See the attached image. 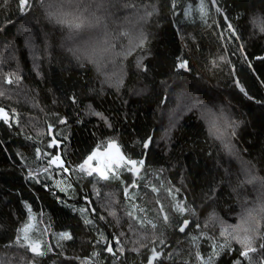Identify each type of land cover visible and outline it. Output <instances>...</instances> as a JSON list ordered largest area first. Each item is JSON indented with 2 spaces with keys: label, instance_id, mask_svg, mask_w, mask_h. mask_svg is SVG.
Returning <instances> with one entry per match:
<instances>
[{
  "label": "trees",
  "instance_id": "16d2710c",
  "mask_svg": "<svg viewBox=\"0 0 264 264\" xmlns=\"http://www.w3.org/2000/svg\"><path fill=\"white\" fill-rule=\"evenodd\" d=\"M103 3L93 16L79 0H0V264L264 262V0ZM96 17L111 46L80 63L68 50ZM109 143L145 154L140 172L81 171ZM59 151L68 172L48 165Z\"/></svg>",
  "mask_w": 264,
  "mask_h": 264
},
{
  "label": "snow or ice",
  "instance_id": "6c2138e0",
  "mask_svg": "<svg viewBox=\"0 0 264 264\" xmlns=\"http://www.w3.org/2000/svg\"><path fill=\"white\" fill-rule=\"evenodd\" d=\"M212 2H213V4H215L216 0H212ZM27 6H28V0H20L21 10H24V8L27 7ZM99 6L100 7H104V3H101ZM127 6L128 5H125V7H127ZM203 8H204V5L202 3L201 4V11H203ZM217 11H220V9L217 8ZM148 15H151V13H148ZM95 19L97 21L99 20L98 17H96ZM60 22H63V21H60ZM81 26H82L81 23H76L74 25V27L77 28V29L81 28ZM228 28H229L231 34L233 36H235L236 32L233 30V26L231 24H229ZM74 55H76L77 57H80L81 55H84V54L81 53L79 50H74ZM92 57H93L92 55H87V59H91ZM221 59H223V57H221ZM178 67L180 69H185V70L190 68V66L187 64V62H181L178 65ZM241 91H244V89L241 88ZM249 98L251 99V97H249ZM97 115H100V114L97 113ZM0 118H3L5 121H7V119H8V113L5 112L3 109H0ZM50 131H51V129H49V132ZM53 145L59 146V142L57 140H52L49 143L48 146L52 147ZM108 147H109V149H116V151L119 153V149L116 147L115 143H109ZM144 147L147 148L148 144L144 143ZM37 150L39 151V149H37ZM43 155L47 156L48 154L47 153H43ZM95 155H96V153L93 152L92 155H89L83 161V163L79 165V167H80L81 171L86 173V175L93 177V180H95L96 183H99L100 180L108 181L109 179H120L121 171H127L129 173H132L133 176H135L136 174H138L140 172V168L138 167V165H143L144 164V161L142 159L141 160H137V159L132 158L131 156H127L126 157L125 155H120L118 158H119L121 164L117 165V169L118 170H116V171H112L111 169H109V171H112V175L110 177L107 174V172L101 170L100 168H91L90 162L93 160ZM48 165L49 166L56 165L57 168H59L63 172H68L69 171V168L64 166V163L61 160V157L59 155L48 156ZM85 165H88V168L90 170L86 169ZM121 165H122V167H121ZM93 173H97V176H93ZM29 179H36V177H34L30 173L29 174ZM89 182L92 183V181H89ZM135 185H136V181L133 180L132 183L128 184L124 188L125 196L129 195L128 189L130 187H135ZM80 211L83 212V209H81ZM181 211H183V209H181ZM261 211H264V209H261ZM128 215L131 217L132 213L129 212ZM257 215H258L257 212H255L254 210H251V211L248 212L247 217L245 218V222H249V221L252 222V224H253V229L252 230H254V231H259L258 221L256 220ZM101 219H103V217H101ZM165 219H167V217ZM89 223H92V221H89ZM188 224H189V222L187 220H184V225L187 226ZM153 227H155V225H153ZM179 230L181 232H184L185 231V227H180ZM261 236H262V238H264V233H261ZM24 239L27 240V237L25 236ZM61 239L62 240H71L72 236L69 235L67 232H65V233H63L61 235ZM101 241L108 242V238L104 237L103 233H101ZM99 242L100 241H98V243ZM13 243L16 244V245H19L21 247H26V251H30L34 256H37V257L44 256V255L47 254L48 251H51V249H46V250L42 249L40 247V245L37 244V243H32V244H27V245L21 244L19 239L13 241ZM240 243L245 245V250L240 253V255L242 257H249L250 253L256 252V248L251 246V242H250V240L247 237H245L244 240H241ZM224 246L225 247H230V245H228L227 243ZM260 247L262 249H264V243H261ZM106 250L108 252H112L113 251L111 246H108L106 248ZM156 256H158V254H155L153 256V259H155ZM27 264H35V262L30 260V261L27 262ZM148 264H152V261L150 260L148 262ZM236 264H239V261H237ZM257 264H264V262H257Z\"/></svg>",
  "mask_w": 264,
  "mask_h": 264
},
{
  "label": "clouds",
  "instance_id": "9594fccd",
  "mask_svg": "<svg viewBox=\"0 0 264 264\" xmlns=\"http://www.w3.org/2000/svg\"><path fill=\"white\" fill-rule=\"evenodd\" d=\"M79 3L85 11H88L91 15L95 16L96 11L102 8L99 5L103 3V0H79ZM105 34L103 21L100 18L98 21L95 19L93 26L86 29L82 35L78 36L73 48L68 51L74 53V50H79L83 53L84 55L77 57V60L80 63L86 61L87 55H92L97 58H106L108 48L111 46V39L105 42Z\"/></svg>",
  "mask_w": 264,
  "mask_h": 264
},
{
  "label": "rangeland",
  "instance_id": "374dc122",
  "mask_svg": "<svg viewBox=\"0 0 264 264\" xmlns=\"http://www.w3.org/2000/svg\"><path fill=\"white\" fill-rule=\"evenodd\" d=\"M191 60L194 66L196 67V69L204 73L203 60L200 57L199 53L197 52L193 53L191 55ZM93 152H95L96 155L93 158V160L90 162L91 168H100L101 170L108 173L109 169H112L113 166L121 164L118 158L121 155V153L120 152L118 153L116 149H109V147L107 146L105 149H96ZM92 153L90 155H92ZM85 168L90 170L88 168V165H85Z\"/></svg>",
  "mask_w": 264,
  "mask_h": 264
},
{
  "label": "water",
  "instance_id": "95a60500",
  "mask_svg": "<svg viewBox=\"0 0 264 264\" xmlns=\"http://www.w3.org/2000/svg\"><path fill=\"white\" fill-rule=\"evenodd\" d=\"M53 140H55L54 138H53ZM59 142V141H58ZM145 143H147L148 144V147H149V144H150V137H148L147 138V140H146V142ZM57 147H60V142H59V146H57ZM147 147V148H148ZM147 148H145L146 150H147ZM60 154V151L58 152V155ZM144 159H145V154H144V156L142 157V160L144 161ZM63 161V160H62Z\"/></svg>",
  "mask_w": 264,
  "mask_h": 264
}]
</instances>
